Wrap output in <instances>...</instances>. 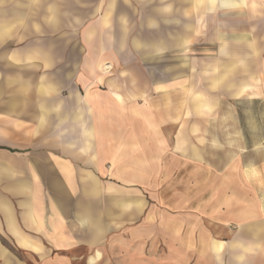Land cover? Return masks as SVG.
<instances>
[{
  "label": "crops",
  "instance_id": "1",
  "mask_svg": "<svg viewBox=\"0 0 264 264\" xmlns=\"http://www.w3.org/2000/svg\"><path fill=\"white\" fill-rule=\"evenodd\" d=\"M243 104L264 0H0V264H264Z\"/></svg>",
  "mask_w": 264,
  "mask_h": 264
},
{
  "label": "rangeland",
  "instance_id": "2",
  "mask_svg": "<svg viewBox=\"0 0 264 264\" xmlns=\"http://www.w3.org/2000/svg\"><path fill=\"white\" fill-rule=\"evenodd\" d=\"M242 107L243 110L239 111L238 113L234 111L221 112L220 117L228 119L241 118L244 120V122L246 120H254L253 124L246 123L252 124L251 126L244 127L248 141L245 145L248 146L247 149L253 150V158L251 161L264 164V126L262 125L264 124V107H251L250 104H243ZM263 193L264 192H262V194Z\"/></svg>",
  "mask_w": 264,
  "mask_h": 264
}]
</instances>
